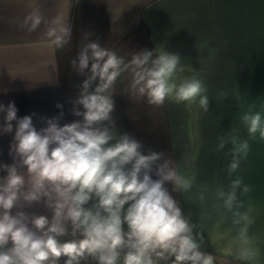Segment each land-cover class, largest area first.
I'll return each instance as SVG.
<instances>
[{
	"label": "clouds",
	"instance_id": "9594fccd",
	"mask_svg": "<svg viewBox=\"0 0 264 264\" xmlns=\"http://www.w3.org/2000/svg\"><path fill=\"white\" fill-rule=\"evenodd\" d=\"M14 22L27 35L42 29L40 39L54 49L72 41L68 15L46 16L39 3ZM91 35H83L71 60L73 70L84 77L71 102L72 115L79 119L61 126V113L44 118L45 126L37 129L32 115L18 117L14 102L0 103V135L14 131L12 163L0 164L6 173L0 176V264H214L215 257L202 250L204 229L166 186L170 183L172 192L184 195L195 177L182 175L163 152L145 150L141 141L121 133L113 118L115 84L129 70L131 92L150 105L172 100L198 104L207 112L204 79H178L183 68L176 53L144 49L132 52L126 62L98 38L90 40ZM224 95L219 92L216 98ZM241 123L248 139L218 136L217 151L228 158V177L247 158L249 141L257 136L264 141V112L251 105ZM250 191L236 176L214 192V207L231 214L237 233L223 254L244 264H255L260 256L249 236L251 208L242 211V198ZM204 198L201 193L200 201ZM35 205L50 215L29 211Z\"/></svg>",
	"mask_w": 264,
	"mask_h": 264
},
{
	"label": "crops",
	"instance_id": "0c3cea01",
	"mask_svg": "<svg viewBox=\"0 0 264 264\" xmlns=\"http://www.w3.org/2000/svg\"><path fill=\"white\" fill-rule=\"evenodd\" d=\"M36 3L46 16L68 15L72 41L63 49L51 48L41 40L42 29L27 35L14 22L22 20ZM85 33L126 62L132 52L144 49L176 53L183 68L177 72L178 79L197 75L204 79L207 90L242 92L239 105L245 112L251 105L264 112V0H0V103L14 102L18 117L32 115L37 129L45 126L44 118L61 113V126L79 119L72 115L71 102L84 77L73 70L71 60ZM132 78L129 70L115 84L117 128L141 141L145 150L170 157L182 175L195 177L191 191L184 195L172 192L170 183L166 186L184 213L191 211L193 221L204 229L202 250L212 254L218 264H244L224 256V247L237 233L231 214L214 207L215 189L227 187L230 179L239 176L251 187L242 198V211L250 207L254 219L249 236L251 246L260 252L255 264H264V141L250 145L239 171L228 177V158L217 151L219 115L207 120L211 130L205 131L206 145L205 132L199 131L198 145L181 146L173 131L171 100L162 106L150 105L146 98L133 95ZM3 115L0 113V124ZM13 135L14 131L0 135V164L12 163L9 147ZM3 175L6 173L0 171ZM29 211L50 215L42 205ZM236 247L233 245L234 251Z\"/></svg>",
	"mask_w": 264,
	"mask_h": 264
},
{
	"label": "rangeland",
	"instance_id": "374dc122",
	"mask_svg": "<svg viewBox=\"0 0 264 264\" xmlns=\"http://www.w3.org/2000/svg\"><path fill=\"white\" fill-rule=\"evenodd\" d=\"M219 92H223L225 95L217 99L216 97ZM207 95L210 99L209 110L207 112L203 111L198 104H177L171 100L173 131L179 145H198L199 131L202 134L205 131L211 130L210 127L206 126L208 118H211L212 115L215 117L219 115L220 119L217 129L220 135L237 136L241 140L248 139L247 129L241 123V116L245 113L243 106L239 105V103H242V92L238 94V92L207 90ZM229 104H231V107H228ZM206 132L204 134V144L206 143ZM259 141V137L257 136L255 140H250L249 144L251 146H259ZM89 264H92V262L89 261Z\"/></svg>",
	"mask_w": 264,
	"mask_h": 264
},
{
	"label": "trees",
	"instance_id": "16d2710c",
	"mask_svg": "<svg viewBox=\"0 0 264 264\" xmlns=\"http://www.w3.org/2000/svg\"><path fill=\"white\" fill-rule=\"evenodd\" d=\"M214 264H218V263L214 261Z\"/></svg>",
	"mask_w": 264,
	"mask_h": 264
}]
</instances>
